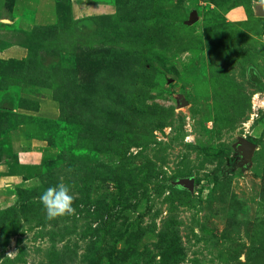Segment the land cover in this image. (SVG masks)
Returning <instances> with one entry per match:
<instances>
[{"label": "rangeland", "instance_id": "1", "mask_svg": "<svg viewBox=\"0 0 264 264\" xmlns=\"http://www.w3.org/2000/svg\"><path fill=\"white\" fill-rule=\"evenodd\" d=\"M260 9L0 0V264H264Z\"/></svg>", "mask_w": 264, "mask_h": 264}, {"label": "clouds", "instance_id": "2", "mask_svg": "<svg viewBox=\"0 0 264 264\" xmlns=\"http://www.w3.org/2000/svg\"><path fill=\"white\" fill-rule=\"evenodd\" d=\"M39 200L49 220L72 215L75 211L73 207L74 197L70 186L64 183L62 179L55 185L45 188L41 192Z\"/></svg>", "mask_w": 264, "mask_h": 264}, {"label": "water", "instance_id": "3", "mask_svg": "<svg viewBox=\"0 0 264 264\" xmlns=\"http://www.w3.org/2000/svg\"><path fill=\"white\" fill-rule=\"evenodd\" d=\"M259 14L264 16V9H260ZM192 19H195V17L193 16ZM240 140H241V144L238 145V148L241 151L245 161L249 162L250 157H251V153H252L253 149L255 148L256 143H254L252 140L247 139L245 137H242ZM174 183L188 187L189 189H192L193 184H194V179L192 177L180 178V179L174 181Z\"/></svg>", "mask_w": 264, "mask_h": 264}, {"label": "crops", "instance_id": "4", "mask_svg": "<svg viewBox=\"0 0 264 264\" xmlns=\"http://www.w3.org/2000/svg\"><path fill=\"white\" fill-rule=\"evenodd\" d=\"M83 6H84V8H85V11L87 10V8H91V7H93L92 10H94V9H98V7L93 6V5H90V4H88V3H86V4L83 5ZM100 8L103 9V10H105L103 7H100ZM81 11H84L83 7L81 8ZM233 14H238V12H233ZM6 52H7V54H10L11 52H15L16 54H18V53L20 54V50L16 49V46L13 47V48H11V49H9V50L4 51V52H1V51H0V56H1L2 54H5Z\"/></svg>", "mask_w": 264, "mask_h": 264}]
</instances>
